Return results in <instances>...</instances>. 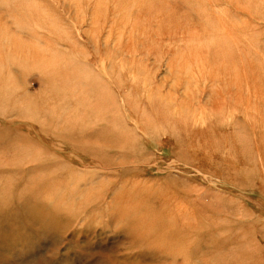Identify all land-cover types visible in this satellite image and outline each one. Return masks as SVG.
Here are the masks:
<instances>
[{
    "label": "rangeland",
    "instance_id": "obj_1",
    "mask_svg": "<svg viewBox=\"0 0 264 264\" xmlns=\"http://www.w3.org/2000/svg\"><path fill=\"white\" fill-rule=\"evenodd\" d=\"M0 264H264V0H0Z\"/></svg>",
    "mask_w": 264,
    "mask_h": 264
},
{
    "label": "bare ground",
    "instance_id": "obj_2",
    "mask_svg": "<svg viewBox=\"0 0 264 264\" xmlns=\"http://www.w3.org/2000/svg\"><path fill=\"white\" fill-rule=\"evenodd\" d=\"M190 208V207H189ZM186 212V213H185ZM188 212H190L189 210H188V208L187 207H184V213H185V217H187L186 215H188V214H190L191 215V213H188ZM179 214V213H178ZM177 213L175 214L176 215V217L178 218V219H180V220H183V221H185V219L186 218H184L182 215H180V216H177L178 215ZM149 230H150V232H151V230H153L154 231V228H153V225H150V227H149Z\"/></svg>",
    "mask_w": 264,
    "mask_h": 264
}]
</instances>
